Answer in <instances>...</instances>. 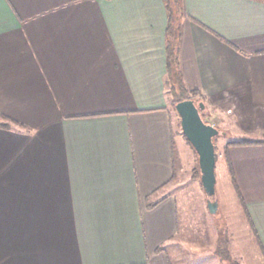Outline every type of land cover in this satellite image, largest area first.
<instances>
[{"label":"crops","instance_id":"obj_1","mask_svg":"<svg viewBox=\"0 0 264 264\" xmlns=\"http://www.w3.org/2000/svg\"><path fill=\"white\" fill-rule=\"evenodd\" d=\"M182 1L190 97L224 144L264 141V0ZM167 23L164 0H0V112L20 123L0 127V264H172L176 235L207 216L199 202L210 213ZM227 149L264 260V142Z\"/></svg>","mask_w":264,"mask_h":264},{"label":"rangeland","instance_id":"obj_2","mask_svg":"<svg viewBox=\"0 0 264 264\" xmlns=\"http://www.w3.org/2000/svg\"><path fill=\"white\" fill-rule=\"evenodd\" d=\"M207 113L208 107L206 105L204 114L207 115ZM0 119L4 118L0 115ZM209 119L213 121V115ZM205 120L208 121V119ZM179 128L182 131L181 124ZM220 130L222 133L223 130ZM215 143L218 211L209 213L205 201L199 202L197 208L206 211L207 214L205 215L207 216L197 218L200 226L189 227L187 232L176 235L173 242L176 255L171 256L172 264H264L253 231L240 210L236 193L230 189L224 153L226 144H224L221 135ZM187 145L191 149L188 162L194 165V168L190 167L189 171L193 173V178L198 179L201 177L198 154L189 140ZM189 189L193 195L198 194L193 186H189Z\"/></svg>","mask_w":264,"mask_h":264},{"label":"water","instance_id":"obj_3","mask_svg":"<svg viewBox=\"0 0 264 264\" xmlns=\"http://www.w3.org/2000/svg\"><path fill=\"white\" fill-rule=\"evenodd\" d=\"M175 107L181 119L182 131L198 154L201 180L208 195L209 211L216 213L219 201L216 189L215 138L221 135V130L204 119L202 110L205 109L206 104L203 100L197 101L190 97L179 100Z\"/></svg>","mask_w":264,"mask_h":264},{"label":"trees","instance_id":"obj_4","mask_svg":"<svg viewBox=\"0 0 264 264\" xmlns=\"http://www.w3.org/2000/svg\"><path fill=\"white\" fill-rule=\"evenodd\" d=\"M168 13V23L166 27V53H167V78L168 83L170 84L169 90L173 96V107L176 110V103L179 100L190 98L192 94L196 91H191L186 89L183 82L182 72L179 67V50H180V41L182 38V20L185 15V9L182 0H164ZM0 115L4 119H0V127L10 128L12 124H20L18 121L13 120L7 115L0 112ZM202 115L204 113L202 112ZM180 120V119H179ZM181 120L179 121V125ZM215 138V142L216 139ZM264 142L260 139H251V138H241L238 140H230L226 143L224 147V153L226 161L228 163L230 173L234 179L233 168L228 156V145L232 143L236 144H248V143H259ZM217 157V154H216Z\"/></svg>","mask_w":264,"mask_h":264}]
</instances>
